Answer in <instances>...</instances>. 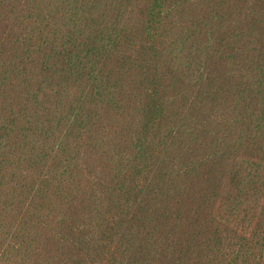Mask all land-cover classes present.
<instances>
[{
  "label": "rangeland",
  "instance_id": "1",
  "mask_svg": "<svg viewBox=\"0 0 264 264\" xmlns=\"http://www.w3.org/2000/svg\"><path fill=\"white\" fill-rule=\"evenodd\" d=\"M0 264H264V0H0Z\"/></svg>",
  "mask_w": 264,
  "mask_h": 264
},
{
  "label": "trees",
  "instance_id": "2",
  "mask_svg": "<svg viewBox=\"0 0 264 264\" xmlns=\"http://www.w3.org/2000/svg\"><path fill=\"white\" fill-rule=\"evenodd\" d=\"M203 243H206V242H201V243H199V242H194L193 244L196 245V246H198V245H203ZM207 249H209V248H206L205 250H207ZM211 249H212V248H211ZM202 252H203V251H202ZM203 253H204V252H203ZM210 254H211V252H210V253H204L203 256H199V255L194 254V252H193L192 260H194V261H198V260H200V261H203V262L205 263L206 261L209 260V258H210Z\"/></svg>",
  "mask_w": 264,
  "mask_h": 264
}]
</instances>
